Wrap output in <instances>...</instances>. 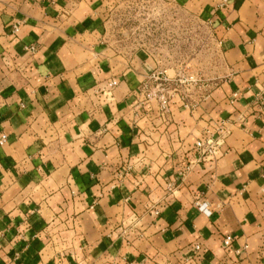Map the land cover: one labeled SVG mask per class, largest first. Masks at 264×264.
Masks as SVG:
<instances>
[{"label":"crops","instance_id":"crops-1","mask_svg":"<svg viewBox=\"0 0 264 264\" xmlns=\"http://www.w3.org/2000/svg\"><path fill=\"white\" fill-rule=\"evenodd\" d=\"M121 1L0 0V264H198L197 242L202 264H264V0H173L212 28L225 76L164 115L139 102L151 54L104 42Z\"/></svg>","mask_w":264,"mask_h":264},{"label":"rangeland","instance_id":"rangeland-1","mask_svg":"<svg viewBox=\"0 0 264 264\" xmlns=\"http://www.w3.org/2000/svg\"><path fill=\"white\" fill-rule=\"evenodd\" d=\"M105 44L115 53L142 49L158 70L180 79L200 77L210 86L225 76L212 28L173 0H127L105 12ZM183 88V87H182ZM181 89V88H180Z\"/></svg>","mask_w":264,"mask_h":264},{"label":"built area","instance_id":"built-area-1","mask_svg":"<svg viewBox=\"0 0 264 264\" xmlns=\"http://www.w3.org/2000/svg\"><path fill=\"white\" fill-rule=\"evenodd\" d=\"M18 30L17 26L14 27V31ZM25 50L33 53L35 51V46L25 47ZM190 81L186 85H181V80L177 79L174 76H168L165 71L154 69L152 72L148 73L145 79L139 84V102L140 103H149L152 102L157 107L159 113L164 115L168 112L169 103L174 100H178L180 105L184 108H193L197 102V100H193L190 98L188 91L190 88L198 89L199 93L196 94L197 97L202 98V94H205L209 89V85L202 82L200 77H190ZM117 84V80L114 78L107 81V88L110 90ZM183 87V88H182ZM181 88V89H180ZM201 91V93H200ZM234 97L236 94L233 95ZM210 128V129H209ZM209 128H206L207 133L209 134L205 138L197 139L194 143V148L196 149L199 157H209L215 158L219 154V148L222 145L223 138L228 132V128L225 125V122L214 123L210 125ZM214 131L216 135L213 138L210 134L211 131ZM213 135V134H212ZM6 136L3 135L0 139V144H3ZM188 169V166L186 167ZM177 188V182L175 180H171L166 183L165 189L168 192H174ZM197 208L203 213L209 215L210 210L205 202L196 201ZM153 213L155 215L159 214L158 209H153ZM223 247L225 250L232 249L233 253L237 256L241 255V252L246 249V245H244L241 249L232 247V237L230 235H226L223 239ZM264 247V245H263ZM242 250V251H241ZM205 251V248L202 247L201 243H194L192 245L193 255L199 261L198 264H202L200 262V258L202 257V253Z\"/></svg>","mask_w":264,"mask_h":264}]
</instances>
